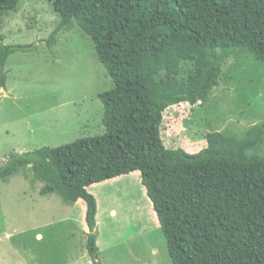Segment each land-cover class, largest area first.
Segmentation results:
<instances>
[{
	"label": "trees",
	"instance_id": "obj_1",
	"mask_svg": "<svg viewBox=\"0 0 264 264\" xmlns=\"http://www.w3.org/2000/svg\"><path fill=\"white\" fill-rule=\"evenodd\" d=\"M50 2L60 22L48 42L80 27L111 77L112 87L98 93L105 132L13 153L0 165V180L30 167L44 182L41 195L57 193L69 204L84 199L93 264L102 261L88 187L135 171L173 264H264V121L238 137L195 112L185 123L207 139L197 153L167 148L161 136L169 107L207 106L228 59L251 55L264 63V0ZM19 4L0 0V30ZM4 40L0 31V89L9 57L26 48Z\"/></svg>",
	"mask_w": 264,
	"mask_h": 264
},
{
	"label": "rangeland",
	"instance_id": "obj_2",
	"mask_svg": "<svg viewBox=\"0 0 264 264\" xmlns=\"http://www.w3.org/2000/svg\"><path fill=\"white\" fill-rule=\"evenodd\" d=\"M59 22L50 0H20L19 9L3 18L4 42L26 48L9 57L6 87L0 89V165L13 153L105 132L98 93L112 87L111 77L80 27L61 30L48 42ZM223 71L206 107L181 103L166 109L161 136L167 148L197 153L206 147V131L185 123L195 112L238 137L264 121V63L245 55L228 59ZM34 178L27 167L0 180V264H93L86 201L41 195L44 182ZM88 191L97 201L102 264H173L139 171L94 183Z\"/></svg>",
	"mask_w": 264,
	"mask_h": 264
},
{
	"label": "crops",
	"instance_id": "obj_3",
	"mask_svg": "<svg viewBox=\"0 0 264 264\" xmlns=\"http://www.w3.org/2000/svg\"><path fill=\"white\" fill-rule=\"evenodd\" d=\"M79 202H81L82 203V201L80 200ZM86 208H87V205H86V203H85V212H86ZM111 211H113V212H115V210L113 209V210H111ZM89 230V229H88Z\"/></svg>",
	"mask_w": 264,
	"mask_h": 264
}]
</instances>
